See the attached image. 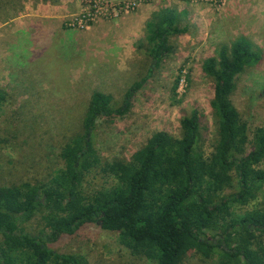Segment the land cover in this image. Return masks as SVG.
<instances>
[{"label":"rangeland","instance_id":"rangeland-1","mask_svg":"<svg viewBox=\"0 0 264 264\" xmlns=\"http://www.w3.org/2000/svg\"><path fill=\"white\" fill-rule=\"evenodd\" d=\"M59 3L65 6L60 33L48 24L51 11L45 9ZM166 7L183 14L182 26L189 31L172 39L174 53L124 115L98 120L94 145L102 165L129 160L156 132L181 137L182 115L198 109L205 116V153L211 154L214 82L202 63L215 56L219 44L230 45L239 36L264 52V0L219 5L210 0H0V187L40 184L63 166L61 148L81 132L92 93L109 94L120 104L128 87L147 74L148 60L136 43L144 37L146 19ZM143 9H149L146 19ZM103 23L117 31L85 34ZM232 100L252 137L264 127V58L238 77ZM108 183L96 170L84 189L90 193ZM40 227L39 217L27 226L30 231ZM52 248L82 255L88 264H154L129 253L116 233L95 224L63 236ZM180 264L218 262L191 253Z\"/></svg>","mask_w":264,"mask_h":264},{"label":"trees","instance_id":"trees-1","mask_svg":"<svg viewBox=\"0 0 264 264\" xmlns=\"http://www.w3.org/2000/svg\"><path fill=\"white\" fill-rule=\"evenodd\" d=\"M183 17L166 7L146 19L136 48L148 60L147 74L128 87L120 104L109 94L92 93L81 132L63 145V166L46 182L0 187V264H88L52 245L91 224L116 233L129 253L154 264H180L191 253L218 264H264V127L250 137L232 100L238 77L264 58L252 40L239 36L219 44L202 63L214 82L210 155L198 109L182 115L181 137L156 132L129 160L102 165L94 145L98 120L124 115L174 53L172 39L189 31ZM2 100L0 94V105ZM96 170L110 183L88 193L85 180ZM37 217L41 227L30 231Z\"/></svg>","mask_w":264,"mask_h":264},{"label":"crops","instance_id":"crops-1","mask_svg":"<svg viewBox=\"0 0 264 264\" xmlns=\"http://www.w3.org/2000/svg\"><path fill=\"white\" fill-rule=\"evenodd\" d=\"M45 9H48V11H51V12H48L46 15H47V22L49 25H53V27L55 28V31H57L58 33H60V29H61V26H62V19L64 16H61L63 14H65V6H63L61 3L59 4H53V6L49 7V6H46ZM149 9H143L142 10V17H144L145 19L147 18V13ZM51 14L52 16H48V14ZM146 13V15H145ZM111 24H107V23H103L101 26H98L97 28H93L92 30L88 31V32H85L86 35L88 36H93V34H97L98 35V32H102L104 31L105 35L107 33V35L109 34V32H111L113 30V32H116L117 31V28L115 26V28L113 26H110ZM112 28V29H111ZM113 32L112 34H110L109 38H112V35H113Z\"/></svg>","mask_w":264,"mask_h":264},{"label":"built area","instance_id":"built-area-1","mask_svg":"<svg viewBox=\"0 0 264 264\" xmlns=\"http://www.w3.org/2000/svg\"><path fill=\"white\" fill-rule=\"evenodd\" d=\"M212 3H214L215 5H219L222 4L224 2V0H210Z\"/></svg>","mask_w":264,"mask_h":264}]
</instances>
